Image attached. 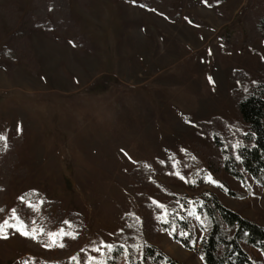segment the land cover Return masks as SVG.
Wrapping results in <instances>:
<instances>
[{
  "label": "rangeland",
  "instance_id": "obj_1",
  "mask_svg": "<svg viewBox=\"0 0 264 264\" xmlns=\"http://www.w3.org/2000/svg\"><path fill=\"white\" fill-rule=\"evenodd\" d=\"M33 1L0 0V7L15 5L20 22L31 14ZM138 1L69 0L73 28L52 38L30 32L36 71L20 60L10 71L0 60V137L14 144L19 159L0 218L16 215L21 196L35 191L59 202L66 214H80L88 231L81 248L60 259L47 244L41 250L27 246L17 225H0V264H88L113 242L126 214L139 216L129 187L136 193L144 187L130 178L131 170L139 163L156 169L157 160L170 155L196 159L205 185L192 187V179L177 172L159 176L160 182L190 197L214 192L264 225V186L248 176L247 192L227 174L206 170L214 140L196 127L213 117L242 125L230 77L235 70L250 82L262 77L264 38L247 40L264 0H173L175 19ZM0 18L1 49L12 27L7 16ZM223 181L245 196L227 195L219 188ZM147 191L160 201L156 189ZM22 223L28 230L26 218ZM153 242L183 264H203L196 251L166 233ZM253 256L261 259L258 251Z\"/></svg>",
  "mask_w": 264,
  "mask_h": 264
},
{
  "label": "trees",
  "instance_id": "obj_2",
  "mask_svg": "<svg viewBox=\"0 0 264 264\" xmlns=\"http://www.w3.org/2000/svg\"><path fill=\"white\" fill-rule=\"evenodd\" d=\"M80 2L85 5L88 0ZM33 3L31 14L20 22L15 5L0 7V17L7 16L12 27V34L0 49L1 67L7 70H13L19 60L32 71L39 68L30 50V32L41 30L52 38L54 32L62 34L73 28L69 0H34ZM138 4L170 19L178 17L171 16L173 0H139ZM248 37L249 44L264 38V13L249 29ZM72 44L81 47L76 39ZM261 70L262 77L255 82H250L248 75L240 70H235L230 77L234 84L230 97L241 126L230 125L219 117L196 124L197 128L208 130L214 140L203 165L205 169L214 175L223 172L238 180L247 192L248 176L264 186V61ZM185 155L179 161L176 155L157 160L156 169L139 163L131 170L130 178L144 187L139 193L129 187L139 205V216L126 214L122 219L124 226L113 235V242L103 246L88 264H183L153 242L158 233H166L185 249L196 251L203 264H264V225L231 209L214 192L202 190L190 197L159 181V176L177 172L192 179L190 186H204L202 165L191 155ZM18 162L14 144L0 139V216L5 213V197L18 172ZM149 187L156 189L154 196L160 201L149 195ZM219 188L229 196H245L233 192L224 181ZM15 214L7 222L17 225L22 217L27 219L30 235L26 244L31 249L41 250L47 244L57 250L56 257L67 259L86 240L88 231L82 216L66 214L59 202L46 200L38 192L24 193ZM0 225H4L1 218ZM51 233L56 234L55 243L49 238ZM254 250L260 253L261 259L253 256Z\"/></svg>",
  "mask_w": 264,
  "mask_h": 264
},
{
  "label": "snow or ice",
  "instance_id": "obj_3",
  "mask_svg": "<svg viewBox=\"0 0 264 264\" xmlns=\"http://www.w3.org/2000/svg\"><path fill=\"white\" fill-rule=\"evenodd\" d=\"M0 139H3V137H0ZM7 223H8L7 221H4V225H7ZM16 231L19 232V234L22 236H29L30 235V233L27 230H25V226L23 225L22 222H18V224L16 226ZM0 235H2V229H0ZM55 235L56 234H49V238L53 240V243H55V240H54ZM3 238L6 239L7 237L4 236ZM31 238L35 239V235H31ZM106 247H109V249H110L111 246H106Z\"/></svg>",
  "mask_w": 264,
  "mask_h": 264
}]
</instances>
